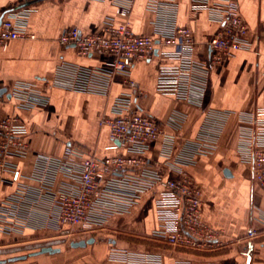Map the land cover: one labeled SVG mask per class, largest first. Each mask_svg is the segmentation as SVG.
Instances as JSON below:
<instances>
[{
  "label": "built area",
  "instance_id": "2783aa9c",
  "mask_svg": "<svg viewBox=\"0 0 264 264\" xmlns=\"http://www.w3.org/2000/svg\"><path fill=\"white\" fill-rule=\"evenodd\" d=\"M134 1L117 0V12L105 19L102 32L83 34L73 27L59 37L62 47L72 46L80 56H109L104 67L63 62L45 82L49 88L107 96L114 77L123 76L131 92L116 98L113 116L100 124L109 128L111 139L126 154L99 160L70 143L61 156L36 154L34 170L26 175L16 161H24L30 154L27 128L18 116L1 118L0 193L5 184L14 189L0 197V234H23L33 228L49 230L69 242L87 238L106 229L113 219L131 214L150 195L157 226L149 239L203 251L220 246L218 233L202 221V190L187 168L217 152L233 113L204 109L196 134L180 137L188 116L174 111L164 123L173 131L167 133L160 121L139 111L137 102L145 92L131 79V71L137 61L151 58L162 47L158 51L161 62L156 93L202 107L210 70L239 51L251 50L247 24L235 0H191V19L207 11L219 25L208 44L209 61L203 62L196 56L192 29L177 23V0L149 1L147 9L156 16L153 35L133 31L130 15ZM28 16L27 9L5 15L0 49L14 40L35 38L27 31ZM7 95L20 111L49 102L45 90L35 82L14 83L6 94H0V104ZM239 122V160L260 173L264 169V107L240 114ZM153 142H160L161 154L168 168L179 175L177 179L165 178L144 159ZM110 260L117 264H164L161 255L114 246Z\"/></svg>",
  "mask_w": 264,
  "mask_h": 264
},
{
  "label": "crops",
  "instance_id": "0c3cea01",
  "mask_svg": "<svg viewBox=\"0 0 264 264\" xmlns=\"http://www.w3.org/2000/svg\"><path fill=\"white\" fill-rule=\"evenodd\" d=\"M116 1L0 0V16L21 9L29 11L27 31L35 37L11 41L0 49V88H11L18 81L35 82L49 98L47 105L31 111L18 110L8 95L0 104V119L18 116L27 128L30 154L26 160L16 161L24 174L33 172L36 154L61 156L65 145L70 143L99 160L126 154L111 139L109 128L100 124L102 119L113 116L116 98L131 92L123 76L114 77L107 96L49 88L45 83L63 62L85 68L106 65L109 56H80L74 47H62L59 37L73 27L83 34L102 32L105 19L117 12ZM149 1H134L130 22L136 34H154L156 16L147 9ZM235 1L247 24L252 48L237 52L210 70L202 107L156 93L161 62L158 51L162 47L151 58L137 61L131 71V79L145 92V97L137 102L139 111L160 121L167 133L173 131L164 123L174 111L188 116L180 137L196 134L204 109L233 113L217 152L211 157H201L196 166L187 168L202 190V221L218 233L220 246L203 251L172 247L149 239L157 226L153 198L149 195L131 214L113 219L102 230L111 247L158 254L164 264H264V169L254 173L251 166L240 162L237 152L239 115L264 107V0ZM177 3L178 25L192 29L196 56L208 62L211 56L208 44L219 30L218 23L207 11L191 19V0H177ZM143 157L165 178L179 177L168 168L160 142H153ZM226 170L229 174H225ZM13 189L12 185L5 184L0 197ZM251 231L253 237L248 235ZM51 233L28 228L23 234H0V244ZM250 246L253 249L249 263Z\"/></svg>",
  "mask_w": 264,
  "mask_h": 264
},
{
  "label": "rangeland",
  "instance_id": "374dc122",
  "mask_svg": "<svg viewBox=\"0 0 264 264\" xmlns=\"http://www.w3.org/2000/svg\"><path fill=\"white\" fill-rule=\"evenodd\" d=\"M91 236L96 237L97 242L86 248L79 249H71L68 245V239L54 235L31 236L21 240L1 242L0 259L28 254L44 245H52L62 247L63 251L56 255L45 254L7 264H117L110 260L111 246L107 242V237L104 236V231L97 232Z\"/></svg>",
  "mask_w": 264,
  "mask_h": 264
},
{
  "label": "water",
  "instance_id": "95a60500",
  "mask_svg": "<svg viewBox=\"0 0 264 264\" xmlns=\"http://www.w3.org/2000/svg\"><path fill=\"white\" fill-rule=\"evenodd\" d=\"M8 12H4L3 14H1L0 16V26L3 22V19L5 17V15ZM7 93V89L6 88H2L0 89V94L3 96L4 94ZM8 98H10V96H7ZM225 174H229V171L226 170ZM97 242L96 237L94 236H90L87 238H80V239H75L69 242V247L71 249H79V248H86L89 245H93ZM252 246L249 247V254H248V262L250 263L251 261V250H252ZM63 251V248L60 246H52V245H44L42 247H40L39 249L29 252L28 254H22V255H17V256H12L9 258H3L0 259V264H7V263H13V262H18V261H24L27 260L28 258L31 257H36V256H41V255H45V254H49V255H56V254H60Z\"/></svg>",
  "mask_w": 264,
  "mask_h": 264
}]
</instances>
